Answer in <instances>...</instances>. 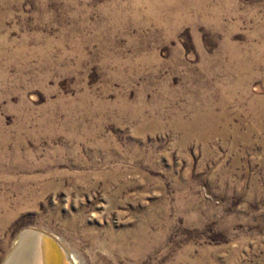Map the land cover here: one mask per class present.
I'll list each match as a JSON object with an SVG mask.
<instances>
[{"label": "rangeland", "instance_id": "rangeland-1", "mask_svg": "<svg viewBox=\"0 0 264 264\" xmlns=\"http://www.w3.org/2000/svg\"><path fill=\"white\" fill-rule=\"evenodd\" d=\"M24 230L264 264V0H0V264Z\"/></svg>", "mask_w": 264, "mask_h": 264}, {"label": "bare ground", "instance_id": "bare-ground-1", "mask_svg": "<svg viewBox=\"0 0 264 264\" xmlns=\"http://www.w3.org/2000/svg\"><path fill=\"white\" fill-rule=\"evenodd\" d=\"M28 238L29 243L26 242L19 246L16 251L9 253L4 264H64L60 251L51 242L45 241L42 244L39 239H36V241L34 239L31 242V235ZM59 245L64 248L60 241ZM64 250L67 249L64 248ZM66 258L70 260L71 264H74V257L72 258L73 261L70 259L69 254Z\"/></svg>", "mask_w": 264, "mask_h": 264}, {"label": "water", "instance_id": "water-1", "mask_svg": "<svg viewBox=\"0 0 264 264\" xmlns=\"http://www.w3.org/2000/svg\"><path fill=\"white\" fill-rule=\"evenodd\" d=\"M30 235L32 236V238H30L31 242L34 241V239H35V241H36V239H39L42 244L45 241L51 242L60 251L61 258H62V261L64 262V264H71L70 260H68L66 258L68 255L67 252L64 250V248L61 245H59V240H57V238H55L54 236H52L49 233H46L44 231H33V230L22 231L20 233V236H19V245L12 252L16 251V249H18L19 246H22L26 242L29 243L28 237ZM12 252H10V254Z\"/></svg>", "mask_w": 264, "mask_h": 264}]
</instances>
